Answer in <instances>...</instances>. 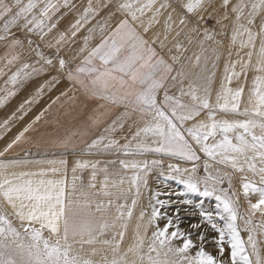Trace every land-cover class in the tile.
Instances as JSON below:
<instances>
[{
  "label": "snow or ice",
  "instance_id": "obj_1",
  "mask_svg": "<svg viewBox=\"0 0 264 264\" xmlns=\"http://www.w3.org/2000/svg\"><path fill=\"white\" fill-rule=\"evenodd\" d=\"M61 8L67 11L57 16ZM76 8L72 0H0V78L8 77L0 89L4 93L0 106L16 96L17 85L36 84L31 98L0 122V139L46 92L63 85L51 104L0 150V157L24 142L25 134L53 104L62 98L74 104L79 92L100 102L91 125L111 119L104 134L81 152L115 150L118 156L130 157L118 163L131 175L117 172L119 179L113 180L107 164L100 168V161L78 159L69 186L65 158L0 159V264H264L257 243V230L264 232V0H178L175 6L165 0L158 7L156 0H119L114 10L112 0L96 5L89 0L75 22L61 30V20ZM105 9L107 13L96 20ZM168 9L164 31L148 37ZM178 9L176 36L190 23V32L197 34L200 50L192 56L183 55L189 49L179 41L168 47ZM149 12L145 25L141 18ZM117 13L120 18L113 24ZM93 20L96 23L75 47L77 35ZM209 20L215 21L213 27H201ZM188 39L193 43L191 36ZM165 49L173 53L168 58L162 54ZM222 57V80L213 101L211 84ZM250 71L254 75L244 103ZM241 76L244 83L230 87ZM117 109L122 111L111 116ZM129 121L135 130L123 138L125 143L109 137ZM52 146L74 151V136ZM31 164L39 165V170L10 171ZM89 168L85 185L77 173ZM100 171L104 176L98 185ZM153 172L188 192L214 198V206L205 208L203 201L194 205L200 222L185 231L180 227V205L192 201H176L175 214H170L171 196L184 193L152 192L148 178ZM237 173L247 201L244 215L240 193L233 185ZM126 182L129 187L124 189ZM142 188L152 193L150 211H140L132 241L124 246ZM161 195L169 199H160ZM257 214L261 219L255 224ZM209 230L218 237H207ZM242 231L248 233L246 241ZM207 244L216 246L215 255L206 250Z\"/></svg>",
  "mask_w": 264,
  "mask_h": 264
},
{
  "label": "rangeland",
  "instance_id": "obj_2",
  "mask_svg": "<svg viewBox=\"0 0 264 264\" xmlns=\"http://www.w3.org/2000/svg\"><path fill=\"white\" fill-rule=\"evenodd\" d=\"M119 2V0H113L112 1V8L114 10L115 8V3L114 2ZM133 2H135V0H133ZM147 0H141V3H146ZM165 2V0H156V7L159 6L160 3ZM169 2H172L175 6V4L178 2V0H169ZM108 10H103L100 12L99 16H104L107 13ZM171 11V9H168L167 11H165L164 15L160 17V23L158 25H156L149 33H147L148 37H151L152 35H154L157 32H163L164 31V20L165 17L168 15V13ZM152 13H147L144 17H142L141 19L144 21L145 25L148 22V18L151 16ZM180 10H177V13L173 14V19L175 21H177V23L173 26L174 30L172 31V33L169 36V40H168V47H172V45L176 42L179 41L181 44L184 45V47L188 48L189 51L184 53L183 55L186 56H192V54L194 52H199V46L198 44L195 43L196 41V33H191L190 29L191 27H193V25L190 23L188 25L187 28L184 29V32L181 33V35L179 37L176 36V31L179 30V24H178V20H179V15H180ZM120 18V14L117 13L116 17H114L112 23L114 24L116 22V20H118ZM94 23V20H93ZM139 21L136 22V25L138 27L139 31H143L142 28H139ZM215 25V21L214 20H209L207 22L206 25H202L201 27H213ZM88 28V27H87ZM216 30L219 31V26H216ZM84 29H82L81 33H79V36H82ZM78 36V37H79ZM191 36V39L193 41V43H189V39L188 37ZM81 38V37H79ZM202 38V36H201ZM220 38V37H218ZM225 39V44H228V39ZM95 43V42H94ZM158 51L160 50L159 47L157 46ZM175 51V50H174ZM244 51H247V49H245ZM163 54H165V56L168 58L171 54L173 53H169L167 51V49H165L163 51ZM243 54V53H241ZM233 59H236V56L233 55ZM223 65H224V58L222 57L221 61L219 62V69L217 71L216 74V78L215 80L212 82L211 87L213 89V96L212 99L213 101L215 100V95L216 92L219 90L220 88V84H221V80H222V75H223ZM209 67H211V64H209ZM254 75L253 72H249L248 73V82L247 85L245 86V91H244V95H243V100L244 103H246L247 101V96L249 94V90L251 88V79L252 76ZM244 83V77L241 76L240 80H233L232 84L230 85V87L232 88H236L238 87L239 84ZM244 106V104L242 103V107ZM131 124V121H129L128 124L125 125L124 129H117L116 132L114 133H109V137L112 139H116L118 140L121 144L125 143L124 141V137L125 136H130L131 132H133L135 129L134 127H129V125ZM110 125V124H109ZM108 125V126H109ZM104 134V133H103ZM101 134V135H103ZM86 148V147H85ZM84 149V148H83ZM93 152L95 154L93 155H85L81 152L80 150H77L73 153H69L68 151H51V152H44V153H34L32 155H20V156H16V157H0V159H29V160H52V159H60V158H65L68 160V172H67V179H68V183L69 186L71 185V181H72V167L74 166L76 160L78 159H83V160H90V161H100V168H103L105 166V164H107L108 168L110 169V172L113 173V175L111 176V179L116 180L119 179V176L115 175L114 173L119 172L121 176H125V175H131V172H124L120 169V165L118 163V161L120 159H130V157H124L123 155H117L115 153V150H110L109 152H97L96 150H93ZM79 153V155L77 154ZM47 159H42V158H46ZM149 159L155 158L152 156L147 157ZM112 160H116L117 163L116 164H109L107 163L108 161H112ZM170 162H175V161H170ZM167 163V162H166ZM45 167H47V165H44ZM185 167H191L190 164H185L183 165ZM39 165L36 164H31V165H27V166H22L21 168H13L10 171H37L39 170ZM91 168L83 170V172H79L77 173V176H81L83 178V182L85 185L88 184L89 180H90V176H91ZM201 176H203V169L201 168L200 173ZM241 174L237 173L236 176L233 178V185L236 188V190L240 193V212L242 215L246 214L247 212V201L243 198L242 195V185L240 182V177ZM103 176L104 173L102 171L98 172V177H97V182L98 185L100 183H102L103 180ZM52 178V177H49ZM79 179L77 180V184L79 185ZM124 189H127L129 187V185L127 184V182L122 186ZM148 187L149 189H152V192H154L156 189H159L161 191V193H179V192H183L184 195L182 196H177V195H172L171 196V200L173 201V204L171 207H169L167 209V211L170 214H175L174 213V209L176 207V201L178 200H183V199H188L192 201L191 205H180V212L179 215L181 217V223H180V227L182 229H184L185 231L189 230V226L191 223H199L200 222V218H199V211L197 208L194 207V205L200 203L201 201H203L204 203V207L205 208H209L214 206V198H205L200 196L198 193H191L188 192L187 189L184 188V186L179 185L176 181L168 179V180H164L162 177H159L158 174L156 172H153L149 178H148ZM224 187H227V183H225ZM114 191L116 189H113ZM134 192L135 189H133V192L129 194V204L131 203V199L134 196ZM152 193L149 192L148 189H141V196L140 199L138 201L137 207L134 209L133 211V217L132 219L129 221V228L127 231V234L125 236V240H124V246H127V244L131 243L132 241V237L135 231V226L136 224L139 222L138 221V217H139V213L142 209L145 210H149L148 209V201H149V197ZM160 199L163 200H168L169 196L167 195H161ZM253 200H255V197H253ZM161 211H165L164 209H162ZM260 216L259 214H257L253 220L255 224H258L260 222ZM160 225L163 226L164 221L161 220L159 221ZM238 223L240 224L241 228L243 229L244 225H243V221H238ZM151 231L152 229H149V235H151ZM196 231V230H193ZM207 237L211 238V237H218V233L209 230L206 233ZM241 235L243 236V238L245 239V241L247 240V236L248 233L246 231H242ZM257 243H258V247L261 250V254L264 255V232L260 231L259 229L257 230ZM206 250L211 251L214 255L217 252V248L214 244H207L206 245ZM228 250H226L225 252V256H228Z\"/></svg>",
  "mask_w": 264,
  "mask_h": 264
},
{
  "label": "crops",
  "instance_id": "obj_3",
  "mask_svg": "<svg viewBox=\"0 0 264 264\" xmlns=\"http://www.w3.org/2000/svg\"><path fill=\"white\" fill-rule=\"evenodd\" d=\"M113 1V0H112ZM27 2V0H25ZM62 2V0H61ZM93 4L96 5L101 2V0H92ZM72 3L77 5L75 11L70 12L67 16L61 20L59 28L65 30L70 26V23H74L79 13H82L84 8L87 7L89 0H72ZM115 4L118 2H114ZM108 10V9H106ZM67 10L61 8L60 13H57V16L61 13L66 12ZM103 16H97L96 20H99ZM54 17L53 19H55ZM96 20L91 21L89 25H86L83 31V34H86L87 27H91L92 24L96 23ZM20 35V33H18ZM79 34L76 37L77 44L75 47H79L82 43L79 37ZM97 36V40H98ZM96 41H93V43ZM163 54V53H162ZM2 55V52H0ZM165 55V54H164ZM166 57V56H165ZM167 58V57H166ZM20 65L17 64L12 68V71H15ZM10 74V73H9ZM7 76L0 78V89L4 87V82L7 80ZM11 87V85H9ZM63 85L58 86L56 89L51 92H46V94L39 99L37 103H34L31 106V110L28 111L27 115L24 116L22 120L15 121L11 128V131L8 132L0 139V150L6 146L14 136L18 135L19 132L23 131L25 127L32 123L35 120V117L44 111L52 100L59 95V89ZM36 84L33 81H25L21 85H17L14 89L17 94L14 97H11L6 105L0 106V122L4 118L11 116V114L16 111L21 103L25 99L31 98L34 94ZM4 93L0 92V95ZM77 100L74 104L68 103L62 98L61 103L53 104L52 108L47 111L44 117L38 121L33 128L25 134V141L21 144L15 146L13 150H10L4 157H16L23 154L32 155L34 153H44L51 151H68L73 153L77 150L83 149L87 146L88 143H91L93 139L98 138L101 134L104 133V129L108 127L111 123V119L106 117L105 122L99 125H91V117L94 113H98L99 101L91 100L85 98L81 93H75ZM122 109L114 110L111 113V116H115ZM19 115V113H17ZM66 136H74L75 150L71 149H62L58 147H53L55 141L64 138ZM42 159H47L42 158ZM41 160V159H40ZM36 161V160H34ZM21 168L17 167L16 169ZM11 170V169H10Z\"/></svg>",
  "mask_w": 264,
  "mask_h": 264
}]
</instances>
